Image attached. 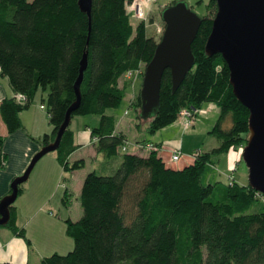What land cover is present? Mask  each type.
<instances>
[{
	"label": "trees",
	"instance_id": "trees-1",
	"mask_svg": "<svg viewBox=\"0 0 264 264\" xmlns=\"http://www.w3.org/2000/svg\"><path fill=\"white\" fill-rule=\"evenodd\" d=\"M131 1L93 0L89 16L79 0H0V68L14 90L0 104L9 130L23 127L21 112L42 87L48 91L43 105L53 125L42 144L52 142L77 100L75 84L88 52L81 100L72 118L97 114L99 124L92 127L97 150L108 158L121 156L112 171L87 173L81 190L83 215L66 219L72 250L34 263L4 264H264L263 194L248 181L202 182L211 153L241 151L248 134V109L232 91L226 62L220 53L204 50L215 0H208L191 43L193 67L174 90L170 71L164 70L158 107L146 127L153 133L169 125L182 108L197 109L204 102L218 106L210 132L220 143L212 150L197 149L193 161L182 167L166 164L156 148L131 149L127 134L107 112L126 97L127 84L121 83L124 77L129 81L126 73L145 66L159 40L147 33L145 21L132 23ZM140 104L138 93L132 105L139 117ZM146 139L137 145H147ZM3 140L1 136V166L7 157ZM77 147L69 125L56 149L67 171L85 164L84 158L69 160ZM6 225L25 235L14 205Z\"/></svg>",
	"mask_w": 264,
	"mask_h": 264
},
{
	"label": "water",
	"instance_id": "water-1",
	"mask_svg": "<svg viewBox=\"0 0 264 264\" xmlns=\"http://www.w3.org/2000/svg\"><path fill=\"white\" fill-rule=\"evenodd\" d=\"M93 0H79L91 16ZM216 12L205 41L207 54L220 53L229 69V83L236 98L248 109V134L241 157L248 170V184L264 196V0H215ZM164 29L152 58L146 63L140 86V116H152L158 107L162 74L169 69L172 89L180 84L195 63L191 43L202 16L185 1L165 5L161 11ZM88 67V52L81 62L75 84L77 100L68 109L55 139L34 155L30 164L12 182V191L0 200V225L11 218V206L17 199L36 163L56 150L81 100V83Z\"/></svg>",
	"mask_w": 264,
	"mask_h": 264
},
{
	"label": "crops",
	"instance_id": "crops-1",
	"mask_svg": "<svg viewBox=\"0 0 264 264\" xmlns=\"http://www.w3.org/2000/svg\"><path fill=\"white\" fill-rule=\"evenodd\" d=\"M13 94L14 90L10 84V80L0 68V104L5 97H11ZM133 99H136V97ZM41 105H43V103H31L27 109H24L21 112L23 127L14 131L9 130V126L0 112V137L4 136L2 149L7 156L5 165H0V200L11 193L13 180L17 176L23 174L34 155L42 148L43 135L47 132H51L53 129L49 113L46 114L45 112H48V110L42 108ZM99 120L100 117L90 122L84 118L81 124L78 123L79 125H77L76 128L71 127L74 131L75 143L78 145L77 149L69 157L71 162L76 159L84 158L86 164L87 156L84 155L85 150L89 152L90 156L100 158L101 163L107 161V156L103 152L97 150L95 145L96 139L92 134V127L98 125ZM72 121L73 118L71 123H73ZM120 128L121 126L117 125L118 130L126 133V131ZM128 138L130 139V137ZM145 138H147L145 135H140L138 138H135L136 150L138 149V142L136 141ZM148 140L149 138L145 141ZM159 143L160 142H157L156 144ZM166 144H169L167 151H169L171 147L174 148L177 145H181L180 141L178 143H169V140ZM51 153L52 154L49 155L47 154L48 156H45V154L40 159L36 174L33 176L31 182L22 186V191L17 198L18 201L13 204L16 207L17 224L25 229V235H20L7 225H0V264H4V262L7 261L34 263L54 252L64 253L63 250L70 251L74 246V238L67 232V223L63 225L58 220L61 219V217L53 216L51 209H48L51 201V194L49 192L55 189V193H57V191L63 187L59 186L60 179L64 177L66 173H69V179L64 189V196L62 197V201L66 202V198L70 200V197L67 196L70 193V187L73 189L74 180H79L82 190V185L87 173L81 171L83 167L72 171L65 170L64 166L57 158V151L54 150V152ZM160 155L163 157L162 154ZM184 155H187L185 156V163L192 162L190 159H187L188 157L191 158L188 152H185ZM227 155L226 160L228 168L233 169L234 163L240 160V155L237 150ZM180 157L181 154L177 161L180 160ZM164 161L166 162L165 159ZM120 162L121 159L117 160V166ZM168 165L170 164L168 163ZM112 169L111 166V170ZM232 176L235 180V175L233 173ZM51 184L53 186H50Z\"/></svg>",
	"mask_w": 264,
	"mask_h": 264
},
{
	"label": "rangeland",
	"instance_id": "rangeland-1",
	"mask_svg": "<svg viewBox=\"0 0 264 264\" xmlns=\"http://www.w3.org/2000/svg\"><path fill=\"white\" fill-rule=\"evenodd\" d=\"M173 1H181V0H132L128 3V11L131 16L132 23L136 26L139 22V19L135 17V10L137 3H140L143 10L145 11L144 21L146 22V31L148 34H153L157 39H160L163 29L164 23L161 19V11L165 5L168 3H173ZM185 1L198 15H205L206 4L208 0H182ZM145 66L142 65L140 67L139 75L136 77L135 81L133 79L126 80L125 77L122 79L121 83L127 84L126 88V97L123 102L118 107H109L107 108V112L113 114L115 116L117 125H120L122 130L126 131L127 136L130 137L132 142L131 149H135L136 143L135 138H138L140 135H145L149 140L148 144H153L158 147V152L163 155L166 163L170 164L174 167H182L188 163H185L186 159L184 155L185 152H188L191 156L187 159L193 161L194 152L197 149L201 150H212L220 143V139L217 135L210 132L217 115H218V106L214 102H204L199 109H204L205 112H196L193 119V124H189L187 127H184L182 123V118L178 116V118L170 123L169 125L164 126L161 129L156 130L153 133L148 132L146 129L147 125L151 120V116L147 117H139V112L132 105L133 98L137 97L138 93H140V85L142 82V76L144 72ZM47 90H44L40 87L34 97L32 104L36 102L44 103L46 105V96ZM47 110V108H46ZM128 111V113H126ZM48 114L47 111H45ZM86 118L90 122L95 121L99 118L97 114H86V115H75L73 117V123H71L70 127L76 128L78 123L81 124L83 119ZM100 121V120H99ZM53 126V125H52ZM169 140V143L179 142L180 141V160L172 161L171 160V150L167 151L168 145L166 144ZM160 142L159 144H156ZM89 150V149H87ZM239 153V161L234 163V168H228L227 163V154L235 151V149L224 151V152H212L211 153V161L208 162L205 166V169L202 173V182H214L215 180H222L224 182L233 181L234 178L232 173L235 175V180L240 183H245L248 181V170L247 167L241 157L240 147L236 149ZM185 151V152H183ZM50 151L49 154H52ZM169 153V155H168ZM45 156H48V155ZM84 155L87 156L86 164L82 168V172L88 173L92 170H97L99 172L104 171H112V168L117 167V160L121 159V156L108 158L107 161L101 163L100 158H96L95 156H90L89 152L84 151ZM45 158V157H44ZM40 160L34 166L29 178L22 183V186L27 185V183L31 182L33 176L36 174L37 168L39 166ZM181 165V166H179ZM110 167V169H109ZM115 169V168H114ZM227 171V172H226ZM69 179V173H66L64 177H62L59 181V186H63L57 193H55V189L51 192V201L48 209H51V213L53 216L61 217L58 219L63 225L66 223V219L68 217H72L73 219H79L83 215V206L80 198L81 184L79 180H74L73 189L70 187L69 195L70 200L66 197V202L62 201V197L64 196V189L66 188V183ZM50 186H53L52 184ZM67 195V194H66ZM18 198V197H17ZM18 199L15 200L16 203ZM74 247V246H73ZM73 247L71 249H73ZM64 253H67L69 250H63ZM39 261V260H37Z\"/></svg>",
	"mask_w": 264,
	"mask_h": 264
},
{
	"label": "built area",
	"instance_id": "built-area-1",
	"mask_svg": "<svg viewBox=\"0 0 264 264\" xmlns=\"http://www.w3.org/2000/svg\"><path fill=\"white\" fill-rule=\"evenodd\" d=\"M147 1H154V0H147ZM145 11L143 10L142 6L140 5V3H137V6H136V10H135V17L140 20H143L144 21V18H145ZM139 72H140V68H138L137 70H129L127 73H126V78L127 79H133L135 81L136 77L139 75ZM19 98L22 99V100H25L26 98V95L24 94H19ZM134 100H132V103H134ZM42 108H46L44 105H41ZM205 112L204 109H187V108H182L180 111H179V115L181 118H182V123L184 125V127H187L190 123L193 124V119H194V115L196 114V112ZM126 113H128V111H126ZM140 149H151V148H156L158 149L157 146L153 145V144H147L145 146L139 144L138 145ZM124 150H126V146L123 147ZM180 156V146L177 145L175 146L174 148H172L171 150V160L172 161H176L178 160Z\"/></svg>",
	"mask_w": 264,
	"mask_h": 264
}]
</instances>
